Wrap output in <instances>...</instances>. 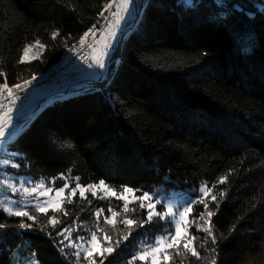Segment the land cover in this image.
I'll return each instance as SVG.
<instances>
[{
    "label": "trees",
    "instance_id": "16d2710c",
    "mask_svg": "<svg viewBox=\"0 0 264 264\" xmlns=\"http://www.w3.org/2000/svg\"><path fill=\"white\" fill-rule=\"evenodd\" d=\"M109 2L0 0V70L8 85L58 64L85 32L101 27ZM136 6L141 16L112 52L104 79L89 89L69 88L71 96L41 107L5 153L0 150L11 163L5 171L21 180L44 179L54 189L68 184L65 196L77 183L102 180L116 193L133 189L135 197L207 185L219 203L217 208L209 196L216 243L197 230L204 225V206H194L187 232L200 259L181 244L179 254L167 250L166 264H264V0H138ZM37 40L45 45L42 54L18 63L24 47ZM0 191L21 197L6 187ZM86 197L77 193L47 215L27 208L35 222L0 208V264H14L19 256L22 264H88L66 245L98 227L101 246L115 249L104 264H128L172 231L168 220L154 217L144 227L131 226L129 235L122 220L141 221L147 209L131 203L125 212L122 199L99 192ZM109 208L117 213L113 225L105 223ZM98 209L104 210L99 221ZM51 216L59 221L55 228L45 227ZM21 222L33 226L19 229ZM64 228L66 241L58 235Z\"/></svg>",
    "mask_w": 264,
    "mask_h": 264
},
{
    "label": "snow or ice",
    "instance_id": "6c2138e0",
    "mask_svg": "<svg viewBox=\"0 0 264 264\" xmlns=\"http://www.w3.org/2000/svg\"><path fill=\"white\" fill-rule=\"evenodd\" d=\"M133 0H119L117 3V0H111V2L107 3L104 8L105 11H110L113 9V7L116 8V11L113 12V19L114 23L108 24V29L106 31V34L102 32L101 39L105 41L104 48L105 51L102 53L103 56H108L110 49H112V45L108 43V40H115L116 38V26L120 24L121 20L124 18L122 13H127L128 8L130 5H132ZM89 35H95V27L92 29H89L88 32H85L83 36L79 39L78 43L80 45H84L86 42V39L89 37ZM59 36L58 31H53L51 33V38L56 39ZM35 45H38L40 49H44L45 45L42 44L39 40L35 41ZM34 45H26L24 47V55L20 57L18 63H25L30 62L26 58L28 56L29 49L33 47ZM91 47V45H89ZM72 49L69 48V51ZM38 57H34L36 59ZM95 66L98 69H105L106 64L103 59L96 58L92 63L88 64V68H93ZM89 75H96V73H89ZM0 77H5L4 82L0 83V95H4L5 92L7 93V96L12 99H18V97L15 96L14 89L19 90L23 87L21 84H14L11 87L8 85L6 80V74L3 70H0ZM36 76L33 75L30 79L25 80L23 82L24 85H31L34 80H36ZM9 112L11 109L8 110ZM5 116H7V113H5ZM7 123H11V121H7ZM5 119L4 117H0V138H3L5 135ZM2 142V141H0ZM0 163L8 164V160L0 161ZM13 168L19 167V165L13 163ZM226 181V177H221L219 180V183L223 184ZM9 187L13 188V191H16L14 185H9ZM68 184H65L63 187H60L58 189H52L49 187H46L43 181L40 183H37L32 188H23V192L26 194H34L38 193L40 196L49 197V199L45 200L43 203H37L34 207L36 212L47 215L48 210L51 208L53 211H60L62 209V203L64 200H67L68 203H72L71 197H75L77 193H79V196L81 199H87L86 193L91 191L93 196L97 195V191L102 189L105 193H111L112 195H117L116 191L112 189L110 186H108L105 181H100L98 185H81L77 183L75 187L71 188L67 196H65V189H68ZM214 187V186H213ZM55 192V197L51 198L49 196L50 193ZM134 190L131 188L125 187L123 189V192L130 193ZM212 189L209 188L207 185H202L199 189L200 197L197 200H187L185 203L181 206L174 205L172 202L163 203L160 199H154L152 195L148 193H144L137 199L140 201V207L142 209H147L146 217L141 221H136L133 219H129L125 217L122 220V223L126 228L129 229V235H131V226L138 225L139 227H144L145 224H151L153 222V218L157 217L159 220H168L171 218L172 221H174V228L173 231L168 232L165 235H162L158 237L155 240L154 245H149L140 251L136 252L132 259L128 262V264H135V261L139 260L141 262H144V264H148V261L150 260V264H166V262L170 259V256L168 255L167 250L169 249H175L177 254H179V249L182 244L183 249L187 252H190L193 257H196L197 259H200V253L196 250V248L193 246V242L195 240L194 236H190L187 232V228L193 223L192 220L189 219L193 208L195 204L199 203L204 206V212L200 214L199 219L204 221L203 226H199L197 230H203L205 233H207L208 236L212 237V243H216V238L212 233L211 228V218L213 215H215V212L209 209V203L208 199L211 194ZM221 196L224 195V193H220ZM118 199H123V194H119L117 196ZM210 199L212 202L216 203L217 208L219 207V203L217 201L216 195H211ZM145 201L148 203L145 204ZM162 205V209L157 211L156 206ZM0 207H2V211L6 213L9 217L15 216V217H26L29 221L35 222L37 217L30 214L29 211L24 210L22 208H13L10 206H7L3 202H0ZM103 209H98L95 213L97 217V221H99L100 215L103 213ZM109 212H112V217H105V223L109 225L114 224V218L117 216V213L112 211L111 208L108 209ZM124 211H128V202L125 200L124 203ZM134 211V210H133ZM67 215V213H65ZM59 223L57 221L55 216H51L47 219L46 226L51 225L53 228L56 227V225ZM32 224H27L24 222H21L18 224L19 229L28 230L32 228ZM4 224H0V229L4 228ZM43 230V228L41 229ZM103 231V229L97 228V232ZM69 229L64 228L62 229L58 235L64 237V240H69L70 236H65V233H68ZM97 232H93L90 236V238L85 242L84 237H80L81 244L77 245L76 243H68L66 246L71 247L74 249H77L75 252V255L79 257L81 255L80 249L83 250V259L88 262V264H97V258L99 259V264H104V258L108 255H112L114 252V247L107 246L102 247L100 242L98 241ZM105 241H111V237L107 236L105 234L104 237ZM124 240L128 239V236L123 237ZM61 243H64V241H61ZM117 245L120 243V241L115 242ZM211 264H216V260L212 259Z\"/></svg>",
    "mask_w": 264,
    "mask_h": 264
},
{
    "label": "rangeland",
    "instance_id": "374dc122",
    "mask_svg": "<svg viewBox=\"0 0 264 264\" xmlns=\"http://www.w3.org/2000/svg\"><path fill=\"white\" fill-rule=\"evenodd\" d=\"M133 1L134 2H133L132 8L130 7L129 11L127 13H125V16L123 18L124 20L121 23V26H122L121 30L126 28L125 32H124V33H126L125 37H127L128 33L131 31L132 23L135 20V18L141 16V13L137 9V6H136L138 0H133ZM115 11H116V8H115ZM112 23H114V22H112ZM112 23H110V24H112ZM127 23H130V24L128 26H126ZM107 28H108V26L105 28L104 31H106ZM104 31H102V32H104ZM122 36L119 35V33H116V38H115V40H112L113 42H112L111 45L114 47V45H115L114 41H120ZM87 44H89V43L87 42ZM118 44L119 43H117V46H118ZM90 45H91V43H90ZM90 49L92 50V58H91V63H92L96 58H100L101 52H100V50L98 48V43L95 44V45L92 44ZM110 50H108L109 51V55L108 56H103L102 55L101 59H103L105 61V58L109 57L112 54V52H110ZM43 51H44V49H40L39 46L34 45L33 47H31L29 49L28 56H27L26 59L28 61H31V60L34 59V57H39L40 54H42ZM104 51H105V49H104ZM23 55H24V53H23ZM105 63H106V61H105ZM108 63H110L109 60H108ZM89 73H96V75H89ZM101 75L102 74L98 70V68L93 66V68H90L87 72H84L82 74L81 78H83V80L84 79L87 80V79H89V78H91L93 76L101 77ZM53 85L57 86L59 84L44 83V84H41V85L38 86V88L41 87V91H42V89L44 90V92L41 93V95H40L41 99L38 98L39 99L38 102L36 101V102L32 103L31 105L28 104L27 107L25 106V113L23 115L24 117L21 118L22 119V121L20 122L21 124H22L23 121H25V122L29 121L34 115L39 113V109H40L41 106H44V105L47 106V105L51 104L52 102H54L57 99H61L63 97L71 96V95H69L67 93L69 88H66V87H63V88H60V89H56L55 88L54 90H48V88L50 86H53ZM85 85L88 86V84H84L81 87H83ZM32 109H34L35 111L31 115L32 116L31 117L30 113H31ZM28 116H30L31 118L29 117V118L26 119V117H28ZM23 127H24L23 124L19 125V123H18V124H16V126L13 129H11L10 131L5 133L4 137L1 140V141H4V142H2L3 147L0 146V150H1V152L3 154L5 153V149H6L5 147H6V144L8 143L7 141L9 139H11L12 137H16L18 135L17 132H20L22 130L21 128H23ZM3 160H4L3 158H0V161H3ZM10 165H11V163H8V164L0 163V190H1L2 187H6L7 190H10L11 194H13V195H21V197L20 198H13L11 196H7L4 192L0 191V198H3V199L0 200V202H3L7 206H10V207H13V208H22L24 210H27V208L34 207L37 203H43L45 200L49 199V197L40 196L38 193L26 194V193L23 192V188H25V187L26 188H32L37 183H40L41 181H43V183L45 184L46 187L54 189L50 185V182H48V181H46L44 179L38 180L36 182H33L31 179H23V180L18 179V177L14 176L12 174H7V172L5 171L6 169L11 168ZM16 180L19 182V184H15ZM9 185H14L16 191H13V188L9 187ZM199 189H191V190H189V191H187V192H185L183 194H178V193L172 192V191L167 193V192H164L163 189H159V190H156L154 193H152L150 195H152L154 199L162 200L163 203L172 202L174 205L181 206L187 200H197L200 197ZM97 192L101 193L102 196L108 197V198L109 197H116L117 198V196L119 194H123L124 198L122 200L124 201V203H125V200H127L128 204L136 203V204H138L140 206V201L137 199L138 197H135L133 192L125 193L122 190L120 193H117V195H112L111 193H105L102 189L98 190ZM49 196L51 198H54L55 197V192L53 191L52 193L49 194ZM147 203L148 202L145 201V204H147ZM200 206H202V204H199V203L195 204V208H198ZM0 208H2V207H0ZM156 209H157V211L161 210L162 209V205H157ZM168 221L171 223V227H172V231H173L174 221H172L171 218H169ZM169 232H171V231H169ZM90 236L84 239L85 242L90 238ZM80 237L81 236L77 237L76 241L72 240L71 243L74 242L77 245L81 244L82 242L79 239ZM158 237H160V236H158ZM24 251H28V248L24 247L23 248V252ZM76 251H77V249H74V252H76ZM80 253H81V255H83V250L82 249H80ZM24 259H25V257L19 256L17 258V262L14 263V264H22L21 260H24ZM28 264H38V263H37L36 259H34L33 262L30 261Z\"/></svg>",
    "mask_w": 264,
    "mask_h": 264
},
{
    "label": "built area",
    "instance_id": "2783aa9c",
    "mask_svg": "<svg viewBox=\"0 0 264 264\" xmlns=\"http://www.w3.org/2000/svg\"><path fill=\"white\" fill-rule=\"evenodd\" d=\"M113 12H115V7H113L112 10L105 12V16L100 27L101 31H104L108 24L114 22L112 15ZM89 45L90 43L87 44L86 42L84 45L78 44L73 46L71 48V51L67 49L64 53L63 59L58 64L51 67L43 76H36L37 79L34 80L30 86L21 83V85H23L21 89H14L15 96L18 97V99L9 98L6 92L4 95H0V117H2L7 112V110L14 104L19 102H27L30 94L34 91L37 86V81L39 80L43 79V81L53 84L60 83L65 78L68 79L69 82L78 81L81 78L82 74L90 69L88 68V64L91 63V49ZM110 56L105 58L106 68L103 70L99 69L102 75L96 81H102L104 79L109 64L108 60L110 59Z\"/></svg>",
    "mask_w": 264,
    "mask_h": 264
},
{
    "label": "crops",
    "instance_id": "0c3cea01",
    "mask_svg": "<svg viewBox=\"0 0 264 264\" xmlns=\"http://www.w3.org/2000/svg\"><path fill=\"white\" fill-rule=\"evenodd\" d=\"M119 2V0H117V3ZM134 2V1H133ZM132 6H133V3H132V5H130L129 6V8L131 7L132 8ZM129 8H128V11H129ZM127 11V12H128ZM122 15H123V17L125 16V13H122ZM104 16H105V13H103V15H102V19H104ZM124 19H122L121 20V22H120V24L119 25H117L116 26V33H119V35L124 31L125 32V29H123V30H121L122 29V26H121V23H122V21H123ZM108 29V28H107ZM107 29H106V31H107ZM106 31H104V34H106ZM101 34H102V31H101V29L100 28H96L95 29V35L93 36V35H89V37L86 39V42H88V43H91V46H92V44L93 45H95V44H97L98 43V48H99V50H100V52H101V54H100V59H101V56H102V53L104 52V43H105V41L104 40H102L101 39ZM85 42V43H86ZM112 40L111 39H109L108 40V43H110V44H112ZM114 43H115V45H114V47L110 50V52H113L114 51V49L116 48V46H117V43H118V41H114ZM91 58H92V50H91V55H90V61H91ZM99 70V69H98ZM99 77H97V76H93V77H91V78H89V79H84L83 80V78H80L78 81H75V82H69V80L68 79H63L60 83H57V84H59V85H57V86H50L49 88H48V90H54L55 88L56 89H60V88H63V87H66V88H72V87H75V88H80L82 85H84V84H88L89 86H84V87H86V89H89V87H90V84H89V82H94V81H96L97 79H98ZM44 83H48V82H45V81H41V80H39V81H37V83H36V88L34 89V91L30 94V96H29V98H28V101L27 102H25V103H16V104H14L13 106H11L9 109H11V111L9 112L8 110H7V116H5V114L2 116V117H4V119H5V124H4V127H5V133L6 132H8V131H10L11 129H13L15 126H16V124H18L19 123V125H24L26 122L25 121H23L22 122V124L20 123L21 121H22V117H24L23 115H24V113H25V106L27 107V105L29 104V105H31L32 103H34V102H38L39 101V99H41L40 98V95H41V93H43L44 92V90L42 89V91H41V87L40 88H38V86L39 85H41V84H44ZM43 88V87H42ZM47 90V91H48ZM36 91V92H35ZM68 94L69 95H72V93H70V92H68ZM39 98V99H38ZM35 110L34 109H32V111H31V113H30V116L33 114V112H34ZM30 116H28V117H26V119L27 118H29ZM32 117V116H31ZM30 117V118H31ZM11 121V123H7V121ZM25 122V123H24ZM18 129V128H17ZM22 129V128H21ZM19 132H17V134H18ZM15 136V135H14ZM15 137H12L11 139H9L7 142H10L11 140H13ZM2 140V138H0V141ZM6 141V140H5ZM2 142H4V141H2ZM2 142H0L1 144H0V146H2L3 147V144H2ZM1 199H3V198H0V200ZM3 201V200H2ZM6 201V200H5Z\"/></svg>",
    "mask_w": 264,
    "mask_h": 264
},
{
    "label": "water",
    "instance_id": "95a60500",
    "mask_svg": "<svg viewBox=\"0 0 264 264\" xmlns=\"http://www.w3.org/2000/svg\"><path fill=\"white\" fill-rule=\"evenodd\" d=\"M135 22H136V18H135V20L133 21L132 25L135 24ZM123 33H124V31H123L120 35L122 36ZM118 43H119V41H118Z\"/></svg>",
    "mask_w": 264,
    "mask_h": 264
},
{
    "label": "bare ground",
    "instance_id": "6f19581e",
    "mask_svg": "<svg viewBox=\"0 0 264 264\" xmlns=\"http://www.w3.org/2000/svg\"><path fill=\"white\" fill-rule=\"evenodd\" d=\"M42 107V106H41ZM41 107H40V109H41Z\"/></svg>",
    "mask_w": 264,
    "mask_h": 264
}]
</instances>
